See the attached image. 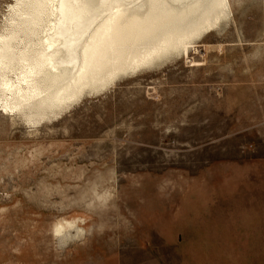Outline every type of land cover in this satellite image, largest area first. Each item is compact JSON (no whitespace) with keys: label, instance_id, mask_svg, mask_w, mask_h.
I'll use <instances>...</instances> for the list:
<instances>
[{"label":"rangeland","instance_id":"obj_1","mask_svg":"<svg viewBox=\"0 0 264 264\" xmlns=\"http://www.w3.org/2000/svg\"><path fill=\"white\" fill-rule=\"evenodd\" d=\"M229 6L182 56L38 122L0 104V264H264V241L221 239L264 166V0Z\"/></svg>","mask_w":264,"mask_h":264},{"label":"bare ground","instance_id":"obj_2","mask_svg":"<svg viewBox=\"0 0 264 264\" xmlns=\"http://www.w3.org/2000/svg\"><path fill=\"white\" fill-rule=\"evenodd\" d=\"M0 34V104L38 122L185 54L229 0H18ZM63 110V109H62Z\"/></svg>","mask_w":264,"mask_h":264},{"label":"crops","instance_id":"obj_3","mask_svg":"<svg viewBox=\"0 0 264 264\" xmlns=\"http://www.w3.org/2000/svg\"><path fill=\"white\" fill-rule=\"evenodd\" d=\"M257 173L256 184L241 186L240 198L246 200L235 202L234 208L227 204L220 208L218 214L222 240L264 241V166L258 168ZM209 229L210 232H216L215 226L211 225Z\"/></svg>","mask_w":264,"mask_h":264}]
</instances>
